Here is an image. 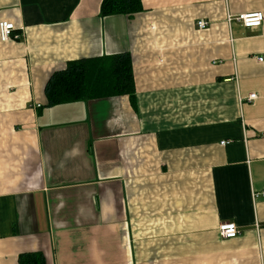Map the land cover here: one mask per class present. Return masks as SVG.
<instances>
[{"label": "crops", "instance_id": "crops-1", "mask_svg": "<svg viewBox=\"0 0 264 264\" xmlns=\"http://www.w3.org/2000/svg\"><path fill=\"white\" fill-rule=\"evenodd\" d=\"M102 1L0 0V264H264V24L228 22L264 0ZM126 53L133 101L47 107L69 62Z\"/></svg>", "mask_w": 264, "mask_h": 264}, {"label": "trees", "instance_id": "trees-1", "mask_svg": "<svg viewBox=\"0 0 264 264\" xmlns=\"http://www.w3.org/2000/svg\"><path fill=\"white\" fill-rule=\"evenodd\" d=\"M142 11V0H103L100 16H133ZM45 96L47 107L120 96H129L133 101L136 87L132 57L126 53L69 62L50 77ZM19 263L47 264L39 253L20 255Z\"/></svg>", "mask_w": 264, "mask_h": 264}, {"label": "built area", "instance_id": "built-area-1", "mask_svg": "<svg viewBox=\"0 0 264 264\" xmlns=\"http://www.w3.org/2000/svg\"><path fill=\"white\" fill-rule=\"evenodd\" d=\"M236 21L240 23L244 28L247 29H259L264 24V13L263 12H255V13H246L239 15L237 17H234L232 15L228 16V22ZM198 27L201 30H204L208 27V23L205 21H199ZM16 30V27L13 23H9L6 21L0 22V40L3 43H6L10 41L13 37V33ZM260 61H263V59H260ZM249 101L255 100L256 95H250ZM41 105H36L35 108L39 109L41 108ZM226 142H222V145H226ZM263 197L264 198V191L261 193H255L253 195L254 199ZM257 228H260V225H257ZM219 235L222 239L230 240L235 239L241 235V231L237 227V225L233 223H225L220 225L219 227Z\"/></svg>", "mask_w": 264, "mask_h": 264}]
</instances>
